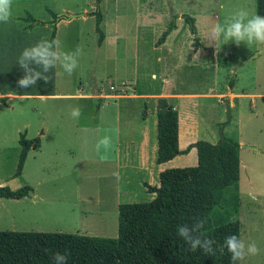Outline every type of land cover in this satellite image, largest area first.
<instances>
[{
  "label": "rangeland",
  "instance_id": "1",
  "mask_svg": "<svg viewBox=\"0 0 264 264\" xmlns=\"http://www.w3.org/2000/svg\"><path fill=\"white\" fill-rule=\"evenodd\" d=\"M167 1L99 0L104 37L98 45L94 19L88 15L97 1L55 0L56 22L59 19L56 40L61 50L80 46L83 55L71 76L59 65L55 67L53 91L156 94L164 87L178 93H221L227 91L228 81L235 79L234 91L264 93V52L243 62L262 46L256 42L236 45L222 37L221 51L216 53L215 43L209 46L206 38L207 28L214 21L224 24L240 9L255 15L254 0ZM70 14L81 15L66 18ZM186 17L192 18L195 33H191ZM51 18L49 14L48 21ZM169 22L174 27L159 43ZM225 94L217 99L196 95L176 103L194 119L195 140L210 143L220 138L228 103L230 118L222 135L239 141V238L255 241L261 249L260 254L248 256L240 264H264V94L231 98L229 102ZM128 96L11 99L9 104H0V186L33 188L24 198L0 197V230L116 236V217L113 220L110 211L96 206L101 204L96 198L103 200L104 206V192L111 188L113 149L97 152L96 144L109 135L114 145V124L122 123L125 117L133 128L131 141L138 140V111L142 115L140 110L145 112L146 102L151 101ZM77 105L82 114L74 119L70 113ZM31 108L37 112H31ZM119 130L123 134L121 125ZM22 132L26 139L38 137L39 148L27 152L20 174L14 177L17 139ZM181 156L185 158L183 166L195 165L194 149ZM129 174L128 188L136 195L123 202L149 201L152 196L140 192Z\"/></svg>",
  "mask_w": 264,
  "mask_h": 264
},
{
  "label": "trees",
  "instance_id": "2",
  "mask_svg": "<svg viewBox=\"0 0 264 264\" xmlns=\"http://www.w3.org/2000/svg\"><path fill=\"white\" fill-rule=\"evenodd\" d=\"M96 1L88 15L93 16L99 45L103 39L102 16L99 0ZM254 11L255 15L264 16V0H254ZM48 13L52 17L49 21L38 20L27 11L17 19L24 23V29L49 25L48 39L52 40L57 16L50 10ZM186 19L191 33H195L192 18ZM173 27L169 22L158 41L162 42ZM232 82L228 81L229 87ZM155 115V162L167 161L193 147L195 165L160 171L158 185L146 186V191L154 194L149 201L118 204L115 237L0 230V264H55L53 257L57 252L67 255V264H231L223 242L227 235L239 237L238 142L222 135L215 143L196 140L179 150L177 112L165 97L156 98ZM17 142L14 177L20 174L27 151L38 148L39 139H26L22 132ZM30 191L29 185L15 189L0 186V197L19 199ZM196 221L203 222L197 234L215 241L211 254L199 249L190 251L189 245L177 235L178 226H191Z\"/></svg>",
  "mask_w": 264,
  "mask_h": 264
},
{
  "label": "crops",
  "instance_id": "3",
  "mask_svg": "<svg viewBox=\"0 0 264 264\" xmlns=\"http://www.w3.org/2000/svg\"><path fill=\"white\" fill-rule=\"evenodd\" d=\"M54 5L55 0H13V14L10 21L8 23H0V98L3 99L2 101H0V104H9L11 99H32L39 101H44L45 99H53L56 97H71V99L82 100L109 98L120 99L124 97L128 98V95L135 96L130 98L147 99L151 101V104L148 103V101L146 102L147 110L142 115L138 111V116L140 117V131L138 132V140H136L135 142L131 141L133 128L131 122L128 121L127 117L124 118L122 123L118 125L117 123L114 124L115 144L113 147V161L115 163V168L114 170L109 172V177L111 179V188L109 189V192H104L103 198H107L104 199L103 207V200H101L100 198H96V201L97 203L101 204L99 205L95 203L98 209L102 211L103 209H105L104 211H110V214L113 215V220L115 219V217L117 219V205L120 203H125L123 202L124 200L130 199L134 195H136L134 191L128 188L129 186L127 183V179L129 178V173L134 176L137 182V186L138 188H140V192H142L146 191V186L148 185H158V173L163 169L185 167L183 166L185 164V158L181 156L182 153L175 155L167 161L161 163L155 162L157 152L155 115L156 98L165 97L167 99V102L171 104L172 107L176 110L177 147L179 150H183L188 144L196 141L194 137L195 121L191 118V116L188 115L187 112H185L184 107L179 105L178 102L176 103V101L182 98H188L196 95L210 97L215 96L213 98L217 99L224 95V93H226L225 95L227 96V101L229 102L231 98H252L253 95L264 94L234 91L235 79H232V86L229 87L228 85L227 91L221 93H178L167 91L164 87H161L156 94L143 92L126 93L124 95L121 93L107 94L105 92H103L104 94H99L95 91V89L91 93H59L53 91V84L55 82L56 74L55 68L51 69L48 73H46V75L49 76V81L47 83H45L43 80H40L37 82L36 85L30 88H19L17 86V80L23 75V70L17 64V60L22 50L25 47L35 44L41 39V37H49L51 27L49 25H36L31 27L30 29H24V23L18 20L17 17L23 16L24 11H27L38 20L48 21V10H50L53 14L57 15V12H54ZM58 20L59 19H57V22ZM57 22L55 24V34L53 39H56ZM30 110L31 112H37L35 108H31ZM120 125L122 127L123 134L119 130ZM120 134L123 137H121ZM40 136H43V133H41ZM237 142L239 141L237 140ZM132 143L135 145V147L131 145ZM38 148L29 149L28 151L38 150ZM192 149L195 150V148L192 147L183 154H188ZM32 190L33 188L31 187V191L29 193H32ZM148 193L153 198L154 194L150 192ZM33 195L34 197L36 196L35 194Z\"/></svg>",
  "mask_w": 264,
  "mask_h": 264
},
{
  "label": "clouds",
  "instance_id": "4",
  "mask_svg": "<svg viewBox=\"0 0 264 264\" xmlns=\"http://www.w3.org/2000/svg\"><path fill=\"white\" fill-rule=\"evenodd\" d=\"M13 0H0V23H8L12 17ZM226 41H232L236 45L241 42H256L260 46H264V16L251 15L240 9L228 17L224 24L214 21L209 24L206 32V38L209 46L215 43V52L221 51L219 41L221 38ZM83 55V49L77 46L72 51H62L59 40L48 39L47 36L41 37L35 44L25 47L17 64L23 70V75L17 80L19 88H30L43 80L45 83L49 81L46 75L51 69L59 65L65 73L72 75L74 70L79 66V57ZM82 114L80 106H74L70 115L74 119H79ZM114 147L111 136L105 135L98 140L96 150L99 152L101 148L105 151L112 150ZM202 221H196L191 226L188 224L178 226L177 235L189 245L190 251L202 250L205 254L213 253V245L215 241L211 238L204 237L200 234L199 229L202 227ZM224 247L230 253L231 264H238L248 256L260 254L261 249L255 241L246 242L235 234L227 235L224 238ZM67 255L60 252L55 253L53 260L55 264H67Z\"/></svg>",
  "mask_w": 264,
  "mask_h": 264
},
{
  "label": "water",
  "instance_id": "5",
  "mask_svg": "<svg viewBox=\"0 0 264 264\" xmlns=\"http://www.w3.org/2000/svg\"><path fill=\"white\" fill-rule=\"evenodd\" d=\"M167 1V0H166ZM168 2V1H167ZM169 4V3H168ZM81 14H70L68 17L66 18H69V17H77ZM264 52V46H262L260 49L258 50H255L248 58H246L245 60H243V62H247L249 60H251L252 58L256 57L258 54ZM225 114H226V120L225 122H223L221 125H220V128H219V133H220V137L222 136V128L223 126L229 121V105L228 103L225 105Z\"/></svg>",
  "mask_w": 264,
  "mask_h": 264
}]
</instances>
